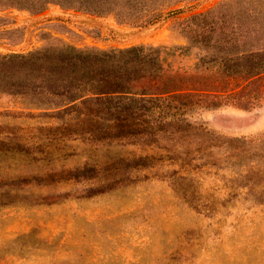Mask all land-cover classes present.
I'll return each instance as SVG.
<instances>
[{
  "label": "rangeland",
  "instance_id": "374dc122",
  "mask_svg": "<svg viewBox=\"0 0 264 264\" xmlns=\"http://www.w3.org/2000/svg\"><path fill=\"white\" fill-rule=\"evenodd\" d=\"M222 1L184 0L137 27L116 22L112 14L67 10L62 7L71 6L60 2L31 14L0 1V60L56 53L65 44L104 51L143 46L158 55L165 75L194 74L216 50L200 41L204 19L192 17ZM60 9L80 16L63 22ZM28 104V97L0 90V138L46 140L36 128L48 120L31 117L41 110ZM162 115L225 137L264 132V101L243 109L208 105L196 95L151 118ZM65 139L68 146L50 156L41 148L28 155L0 152V264H264V204L229 198V183L203 174L172 182L160 177L169 167L133 170L111 161L140 152L133 138ZM111 174L120 181L108 187Z\"/></svg>",
  "mask_w": 264,
  "mask_h": 264
},
{
  "label": "trees",
  "instance_id": "16d2710c",
  "mask_svg": "<svg viewBox=\"0 0 264 264\" xmlns=\"http://www.w3.org/2000/svg\"><path fill=\"white\" fill-rule=\"evenodd\" d=\"M0 1L31 14L60 2L71 6L64 9L112 14L116 22L137 27L157 20L184 0ZM200 18L204 19L200 41L216 54L204 56L194 74L165 75L158 55L146 53L143 46L104 51L65 44L56 53L44 50L2 58L0 90L28 97V107L41 110L30 116L47 119L49 125L36 128L47 135L42 142L0 138V152L28 155L41 148L50 156L68 146L65 136H89L96 141L99 135L117 141L133 138L140 142V152L111 161L133 170L157 164L169 167L160 177L172 182L203 174L229 183L224 191L229 198L264 204V132L225 137L163 115L151 118L156 110L159 115L172 107L179 109L196 95L208 105L243 109L264 101V0H223L192 20ZM172 99L176 104L170 103ZM162 142L184 146L166 148ZM108 177V187L120 181L114 174Z\"/></svg>",
  "mask_w": 264,
  "mask_h": 264
},
{
  "label": "built area",
  "instance_id": "2783aa9c",
  "mask_svg": "<svg viewBox=\"0 0 264 264\" xmlns=\"http://www.w3.org/2000/svg\"><path fill=\"white\" fill-rule=\"evenodd\" d=\"M68 10V9H67ZM61 13L64 15L62 16L61 18H59L60 20H62L63 22H68L69 18L71 17H79L80 15L79 14H76V13H68L62 9H60ZM74 15V16H73ZM69 17V18H68ZM80 19H82V17H80ZM70 21V20H69ZM86 22V20H81V22Z\"/></svg>",
  "mask_w": 264,
  "mask_h": 264
}]
</instances>
